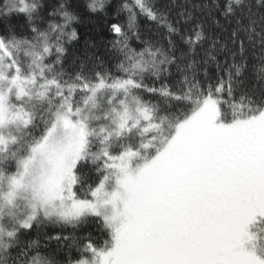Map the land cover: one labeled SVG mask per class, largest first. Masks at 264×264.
<instances>
[{"label": "snow or ice", "instance_id": "1", "mask_svg": "<svg viewBox=\"0 0 264 264\" xmlns=\"http://www.w3.org/2000/svg\"><path fill=\"white\" fill-rule=\"evenodd\" d=\"M0 264H264V0H0Z\"/></svg>", "mask_w": 264, "mask_h": 264}, {"label": "trees", "instance_id": "2", "mask_svg": "<svg viewBox=\"0 0 264 264\" xmlns=\"http://www.w3.org/2000/svg\"><path fill=\"white\" fill-rule=\"evenodd\" d=\"M76 27L80 34V40L78 43L73 42L72 45H69V48L74 50L82 49L84 46V41L87 38L89 41L97 43L98 54L102 55L105 51V42L110 39V36L108 35L107 31L103 29L102 25L98 26V22L96 21L95 17L85 18L83 22ZM146 27L147 25L142 22L141 28L144 29ZM46 231L54 234L53 229H46Z\"/></svg>", "mask_w": 264, "mask_h": 264}]
</instances>
